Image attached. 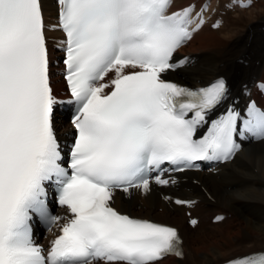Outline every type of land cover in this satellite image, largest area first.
<instances>
[{
  "label": "snow or ice",
  "instance_id": "1",
  "mask_svg": "<svg viewBox=\"0 0 264 264\" xmlns=\"http://www.w3.org/2000/svg\"><path fill=\"white\" fill-rule=\"evenodd\" d=\"M57 4L67 99L51 86L41 0H0V264L183 258L175 227L120 213L116 193L147 197L154 185L177 183L166 174L233 160L238 138L264 142V110L252 101L242 115L223 78L198 89L164 78L189 61L173 62L204 24L207 3L195 17L194 4L171 10L173 0ZM58 106L72 111L67 152L55 128ZM50 197L65 215L51 214ZM34 221L57 229L46 248L33 239ZM226 264H264V251Z\"/></svg>",
  "mask_w": 264,
  "mask_h": 264
},
{
  "label": "bare ground",
  "instance_id": "2",
  "mask_svg": "<svg viewBox=\"0 0 264 264\" xmlns=\"http://www.w3.org/2000/svg\"><path fill=\"white\" fill-rule=\"evenodd\" d=\"M201 1L175 0L174 8ZM43 7L46 15L54 11L48 0H43ZM237 12L238 17L226 26L214 31L202 27L193 36L181 53L194 59L179 73L184 82L201 86L225 76L237 93L243 84L264 80V0H251L248 9ZM57 126L58 134L69 130L64 122ZM220 168L217 175L197 174L200 186L179 188L184 195L199 199L191 211L199 218L194 229L187 226L184 209L165 199L171 197L168 191L153 186L147 197L116 193L113 203L120 210L179 227L183 259L170 257L161 264H221L235 256L264 251V142L245 144ZM222 213L227 218L221 223L209 222Z\"/></svg>",
  "mask_w": 264,
  "mask_h": 264
},
{
  "label": "rangeland",
  "instance_id": "3",
  "mask_svg": "<svg viewBox=\"0 0 264 264\" xmlns=\"http://www.w3.org/2000/svg\"><path fill=\"white\" fill-rule=\"evenodd\" d=\"M250 11H252V10H250ZM237 15L238 14H236V15H229L228 18H227L228 24L231 23V21L235 20L238 17ZM229 20H231V21H229ZM217 34L220 35L221 37L223 36V34L221 35L220 32H218Z\"/></svg>",
  "mask_w": 264,
  "mask_h": 264
}]
</instances>
